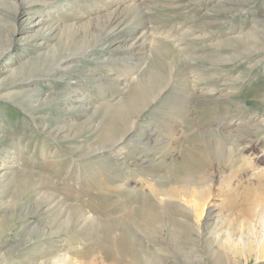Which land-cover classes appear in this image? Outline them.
Instances as JSON below:
<instances>
[{
  "label": "rangeland",
  "instance_id": "obj_1",
  "mask_svg": "<svg viewBox=\"0 0 264 264\" xmlns=\"http://www.w3.org/2000/svg\"><path fill=\"white\" fill-rule=\"evenodd\" d=\"M26 1L0 0L1 85L22 66L15 80L35 85L33 98L4 99L0 87V159L28 161L0 170V264H138L148 245L153 262L223 264L214 250L230 245L238 264H264V0H117L110 26L99 18L104 0H50L63 7L40 48L25 40L36 38L34 23L10 37ZM67 55L65 74L49 78ZM68 96L76 111L57 110ZM225 122L239 125L216 136ZM193 154L216 170L201 185L173 172ZM143 191L154 230L137 232L129 222ZM183 201L197 211L205 203L208 222L206 211L200 224L183 218ZM202 227L206 235L190 231Z\"/></svg>",
  "mask_w": 264,
  "mask_h": 264
},
{
  "label": "bare ground",
  "instance_id": "obj_2",
  "mask_svg": "<svg viewBox=\"0 0 264 264\" xmlns=\"http://www.w3.org/2000/svg\"><path fill=\"white\" fill-rule=\"evenodd\" d=\"M93 1H96V0H93ZM105 2H104V4H105V8H104V11L106 12V14H104L103 16H101V17H99V18H102V19H105L106 18V20L104 21V24H107V25H109L110 26V23L112 22V21H115V20H113V18H114V13H115V11H117V10H115V6H117L116 4H117V0H104ZM134 1V0H133ZM132 0H125L124 2H123V4L124 5H129L131 2H133ZM137 1V0H136ZM214 1H216V2H219V3H222L221 1H224V0H214ZM102 2V1H101ZM226 2V1H225ZM37 2H31L30 0H27L26 2H25V4H23L24 5V10L22 9V10H20V11H18L17 10V13H15L16 14V24H17V27L15 28H13L10 24H9V27H11L13 30H12V33H11V35H10V37L13 39V38H18V37H21L22 35H24L27 31H30L31 29H30V27H29V25L31 24V23H34V25H35V27H37V29H36V32H35V37L36 38H34V39H32L33 37H27V39H25L26 40V42H27V46L29 47V48H40V46L39 45H42V42H43V40L45 39L46 40V38L48 39V35H51L52 33H54V32H52L53 31V29L51 28V21H53L54 19H55V17H58L59 16V12L62 10V7H63V5H58V6H53V5H50L52 2L50 1V0H42V1H40L39 3H41L42 4V8L41 9H39V8H37L36 6H37V4H36ZM136 3V2H135ZM134 3V4H135ZM53 4V3H52ZM103 5V4H102ZM137 5H138V3H137ZM224 5V4H223ZM28 6H30L29 8H28ZM218 6V5H217ZM220 6V5H219ZM65 7V6H64ZM102 7V6H101ZM126 7V6H125ZM128 7H130V5L129 6H127V8ZM221 7V6H220ZM219 7V8H220ZM66 8V7H65ZM218 8V9H219ZM39 9V10H38ZM132 9V8H131ZM224 9V8H223ZM16 11V10H15ZM36 11H38V12H40L41 14L36 18V20H34V21H32L33 20V16L35 15V12ZM99 11V10H98ZM98 11H96V13L98 14L99 12ZM135 11V10H134ZM243 11V10H242ZM139 12V11H138ZM120 13V12H119ZM33 14V15H32ZM61 14V13H60ZM57 15V16H56ZM115 19V18H114ZM89 20V19H88ZM118 20V19H117ZM125 20V19H124ZM123 20V21H124ZM69 21V20H68ZM142 21V20H141ZM119 22V21H118ZM126 22V21H125ZM55 23V22H54ZM113 23V22H112ZM60 24V23H59ZM74 24V23H73ZM114 24H115V22H114ZM124 24V23H123ZM126 25V24H125ZM50 26V27H49ZM107 27L106 28V33H105V36H109L110 38V40L111 41H109V42H112V39H113V30H112V28L111 27ZM55 27V26H54ZM53 27V28H54ZM57 27V26H56ZM59 27V26H58ZM70 27H72L71 26V23H70V25H66V26H63L61 29H65V28H70ZM60 29V28H59ZM57 30V29H56ZM55 30V31H56ZM122 32V31H121ZM160 34V33H159ZM115 35V34H114ZM10 38V39H11ZM117 39V38H116ZM127 40V39H126ZM106 42H108V41H106ZM119 42V41H118ZM132 42V41H131ZM135 44V43H134ZM229 44V43H228ZM102 45V44H101ZM109 45V44H108ZM131 45V44H130ZM104 46V45H103ZM128 46V45H127ZM134 46V45H133ZM101 47V46H100ZM110 48H109V50L111 51V49L113 48V46L111 45V46H109ZM131 47V46H130ZM107 49H108V47H107ZM137 50V49H136ZM139 50V49H138ZM261 50H263V49H259V50H256V51H261ZM256 51H254V52H256ZM253 52V53H254ZM104 53V52H103ZM94 55V54H93ZM105 55V54H104ZM73 55H67V56H64V57H62V58H60L59 60H58V62H60L56 67H54V68H51L50 69V74H49V78H51L52 76H55V78H56V76H57V74H58V72L60 71V72H62V70H63V72H64V70L66 71V69H68L69 68V66L71 65V63H72V61H71V57H72ZM91 56V55H90ZM109 56V55H108ZM108 56H106L107 58H108ZM102 57V56H101ZM111 58V57H110ZM72 59H74V57L72 58ZM104 59V58H103ZM133 59V58H132ZM135 59V58H134ZM75 60H76V58H75ZM110 60V59H109ZM125 60H127V59H125ZM129 60V59H128ZM247 60V59H246ZM257 60V59H256ZM99 61H100V59H99ZM98 61V62H99ZM105 61V60H104ZM108 61V60H107ZM106 61V62H107ZM98 62H96L97 64H98ZM241 63V62H240ZM96 64V65H97ZM127 64H129L130 65V63H128L127 62ZM74 65V64H73ZM100 65H102V64H100ZM104 65V64H103ZM23 67V66H22ZM22 67H20V68H18L17 70H15L14 72H13V76L11 77V81H13L12 83H10L9 85H10V87H6V86H2L1 85V83L4 81V79H0V87H3V88H7V89H3V92L1 93V95H2V97H4V99H7L8 97H11L12 95H14V94H27V96H29V97H32L33 98V96L31 95L33 92H31V90H30V88L32 87V86H35L34 84H33V82H32V80L30 79V78H21V79H18V80H15L19 75H16L17 74V72H18V70L19 69H21ZM96 67H98V66H96ZM100 67V66H99ZM111 67V66H110ZM90 68V67H89ZM100 69H102V68H100ZM109 69V68H108ZM111 69V68H110ZM95 70V69H94ZM9 71V70H8ZM69 71V70H68ZM93 71V70H92ZM91 71H89V73H90ZM133 72H134V70H133ZM92 73V72H91ZM90 73V74H91ZM103 73V72H102ZM64 74H65V72H64ZM133 74V73H132ZM135 74V73H134ZM59 75V74H58ZM61 75V74H60ZM111 75H112V73H111ZM93 76V75H92ZM130 75L128 74V76L127 77H129ZM88 77V76H87ZM89 77H91V76H89ZM88 77V78H89ZM135 77V76H134ZM54 78V79H55ZM96 78V77H95ZM72 79H74V78H72ZM111 79V78H110ZM112 80V79H111ZM130 80H133V77L130 79ZM71 81V80H70ZM90 82V81H89ZM126 82V81H125ZM132 82V81H131ZM83 83V82H82ZM93 83H95V82H93ZM117 83V82H116ZM69 83H67V85H68ZM89 84V83H88ZM86 86H88V85H86ZM127 86V85H126ZM125 86V87H126ZM68 87V86H67ZM124 87V86H123ZM105 88V87H104ZM21 89H25V90H21ZM66 89V88H65ZM70 89V88H69ZM122 90V89H121ZM68 91V90H67ZM71 91V90H70ZM70 91H68V92H70ZM124 91V90H123ZM67 92V94H69ZM73 92V91H72ZM128 92V91H127ZM211 92V91H210ZM72 94V93H71ZM73 94H74V92H73ZM203 94V93H202ZM46 97V96H45ZM78 97V96H77ZM35 98V97H34ZM73 98V97H72ZM79 98V97H78ZM80 99V98H79ZM70 100H71V97H66L65 99H62L61 101H60V106H50V107H48V108H56L57 110H62V112L64 111V112H67V111H72V110H75L76 111V108H75V106H70ZM77 100V99H76ZM41 101V100H40ZM74 101V100H73ZM81 101V100H80ZM84 101V100H83ZM122 101V99L116 104V105H118L120 102ZM37 102V101H36ZM47 102V101H46ZM75 102V101H74ZM78 102H79V100H78ZM77 103V102H76ZM38 105H39V103H37ZM81 104V103H80ZM79 104V105H80ZM84 104V103H83ZM90 104V103H89ZM76 105V104H75ZM109 105H111L110 103H109ZM0 106H5L4 104H1L0 103ZM81 106V105H80ZM115 106V105H114ZM83 107H84V105H83ZM86 107V106H85ZM85 107L83 108V109H85ZM89 107V106H88ZM91 107H93V105H91ZM23 108V107H22ZM47 109V108H46ZM87 109V108H86ZM95 109V108H94ZM94 109H91L92 110V113H91V115H93L94 113H95V111L96 110H94ZM146 107L144 108V109H142V110H140L138 113H137V115L139 114V116H142L144 113H146ZM91 110H88V113H87V115L89 114V112L91 111ZM79 111H81V110H79ZM84 111H86L87 112V110H84ZM24 112L25 113H27V111L26 110H24ZM82 112V111H81ZM81 112H77V114H79V113H81ZM84 113H81V115H83ZM85 115V114H84ZM76 116V115H75ZM86 116V115H85ZM90 116V115H89ZM76 119V118H75ZM83 119V118H82ZM76 121V120H75ZM78 122V121H77ZM96 122V121H95ZM232 122V121H231ZM231 122L229 123V121H228V123L229 124H231ZM59 123V122H58ZM58 123H57V125H58ZM226 123L227 122H225L223 125V128H221V129H219V131L218 132H215L214 131V134H216V133H218V134H216V136H218V137H221V136H226L227 135V131H226V129L227 128H230V126L229 127H226L225 125H226ZM228 125V124H227ZM234 125V128L236 129V128H238V126L237 125H239V124H235V122H234V124H232V126ZM231 126V128H233ZM53 128V127H52ZM234 128H233V130H234ZM257 129L258 130H264V120H261L260 122H259V125H257ZM228 130V129H227ZM42 131V130H41ZM52 133H54V132H52V131H49L48 132V135H53ZM229 133H231V130L229 129ZM229 133H228V135H229ZM55 134V133H54ZM231 134H233V133H231ZM57 135V134H56ZM55 135V136H56ZM124 137V134L121 136V137H119V138H115V137H113V138H111L109 141V144H107V145H105L104 147H102V148H100L101 149V151H103V150H106V149H108V148H111L112 146H114V145H116V144H118V142L122 139ZM229 137V136H228ZM5 141V140H4ZM126 141V140H125ZM6 142V141H5ZM9 142V141H8ZM12 142V141H11ZM123 142V141H122ZM124 144V143H123ZM26 145V144H25ZM1 146V145H0ZM122 146V145H121ZM121 146H119V147H121ZM124 146V145H123ZM114 148H116V146L114 147ZM16 149V148H15ZM20 150V149H19ZM122 150V149H121ZM2 151V150H1ZM0 151V152H1ZM26 151V150H25ZM115 151V150H114ZM120 151V150H119ZM15 152V151H14ZM57 152V151H56ZM96 152H99V151H96ZM52 153V152H51ZM54 153V152H53ZM52 153V154H53ZM110 153L111 154H113V153H115V152H113V151H111L110 150ZM32 154V153H31ZM101 154V153H100ZM102 154H103V152H102ZM22 155V154H21ZM45 155V154H44ZM49 155V154H48ZM55 155V154H54ZM96 155V154H95ZM94 155V156H95ZM114 155V154H113ZM152 155V154H151ZM111 156V155H110ZM27 157V156H26ZM26 157H24V158H26ZM21 158H22V156H21ZM20 157H18V158H13V159H9V161L7 160V159H5V158H1L0 159V170H10V169H13V168H17V169H24V168H26L27 167V165H28V161H24V160H26V159H21ZM48 158V157H47ZM51 158H54V157H51ZM202 157L199 155V154H193L192 156H190V157H188L186 160H184L183 161V164L181 165V166H179V167H177V168H173V172H177L178 173V175L177 176H175L176 177V179H178V180H181V181H183V182H185L186 183V181H191V182H194V183H196V184H199V185H201L202 184V182L203 181H209V180H211L212 179V174L216 171L215 170V168H212V166H210V165H208V163H205L202 159H201ZM112 159V158H111ZM190 159V160H189ZM44 160V159H43ZM42 161V160H41ZM49 161V160H48ZM155 161V159H149V158H147V157H141V162L143 163V165H149V166H153V163L152 162H154ZM47 162V161H46ZM33 163H34V161H33ZM42 163V162H41ZM55 163V162H54ZM111 163V162H110ZM158 163V162H157ZM80 164V163H79ZM107 164V163H106ZM108 164H109V160H108ZM159 164V163H158ZM30 165V164H29ZM104 165V164H103ZM105 166V165H104ZM155 166H157L156 164H155ZM158 166H160V164L158 165ZM104 168V167H103ZM180 175H183V176H180ZM39 189V188H38ZM190 190V189H189ZM38 191V190H37ZM175 190L174 189H172L171 191H170V193H173ZM39 192V191H38ZM39 194V193H38ZM138 196H140V197H143V200L141 201V202H136L137 203V206H136V209H131V214L133 213V210H134V213H133V216H134V214H135V212H136V216H135V219H136V221H133V220H131L129 223H130V226H132L133 227V229H134V227H135V230H138L137 232H140V231H143V230H146L147 228H149V226H151L152 227V230H154L153 229V223H154V219L152 218V214L150 213V206H149V204H148V199L149 198H151V193H146L145 191H143V192H139L138 193ZM140 204H143V206L141 207V206H139ZM183 204L184 205H178V204H176L175 205V209L177 210V212H179V213H181L182 214V217L183 218H185L189 223L192 221V220H195V223H198V224H200V220H201V217H202V214L204 213V211H206V214H205V217H206V221L204 222V224H206L207 222H208V217L210 216V212H208V209L207 210H204L205 209V207H206V205H205V203H202V205L200 206V209H199V211H197L196 210V208H195V206H193L192 205V207H191V205H188V204H186L184 201H183ZM172 205H174V204H172ZM84 218L86 219V221H92V222H96L97 221V214H95V215H88V214H86V213H84ZM92 217H93V219H92ZM192 223V222H191ZM98 225V224H97ZM129 227V226H128ZM187 227H188V224H187ZM190 229V228H189ZM140 230V231H139ZM203 230H204V227H202L201 228V232H197L195 229H190V231L191 232H196V233H201V234H204V235H206L205 233H203ZM147 231V230H146ZM142 233H144V232H142ZM118 238H121L122 237V231L121 232H119L117 235H116ZM133 239V238H132ZM148 239V238H147ZM149 240V239H148ZM229 241H225V244L224 245H226L227 243H228ZM138 244H140V243H138ZM212 244V243H211ZM115 246V250H117V251H115V252H117L118 254H120V252L118 251V247L120 248V249H122V247L121 246H119V245H114ZM154 246L153 245H148V247H145V248H140V256H141V259H137V261L138 262H136V263H138V264H167L165 261L164 262H160V261H157V260H154V262L152 261V260H150V258H149V256H148V251H150L152 248H153ZM229 247H230V245H228L227 247H226V251L224 250V249H215L213 252H214V255L216 256V257H219L222 261H223V264H238V262H236L233 258H231L229 255H227V253L226 252H228L229 251ZM155 248H157L156 246H155ZM157 250H159V248H157ZM151 252V251H150ZM247 264V263H246Z\"/></svg>",
  "mask_w": 264,
  "mask_h": 264
}]
</instances>
